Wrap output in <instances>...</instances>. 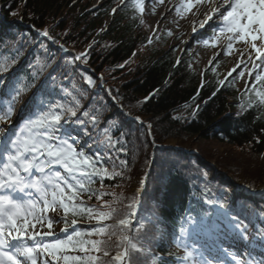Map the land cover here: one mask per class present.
Instances as JSON below:
<instances>
[{
  "label": "trees",
  "instance_id": "1",
  "mask_svg": "<svg viewBox=\"0 0 264 264\" xmlns=\"http://www.w3.org/2000/svg\"><path fill=\"white\" fill-rule=\"evenodd\" d=\"M142 6L143 0H0V68L15 70L7 76V93L13 88L27 89L16 101L34 91L33 112L37 103H43L47 112L51 102L62 106L64 122L68 110L75 111L73 121L83 120V130L74 122L66 128L85 138L80 148L90 163L97 152L106 157L95 164L103 180L99 176L83 178L92 192L79 190V175L72 183L75 187L64 190L66 202L67 197H74L70 206L83 201L93 215L111 213L101 225L109 226L106 234L88 236L89 226H76L75 231L82 232L85 240L109 241L108 256L95 250L90 254L110 264L118 253L125 252L127 245L120 238L128 235L137 245L136 250L127 248L130 264H180L186 250L175 239L182 226L188 228L182 218L210 214L215 219L217 209L205 201H222L229 214L245 220L247 228L258 213L249 198L228 199L229 185L213 175L204 161L214 159L219 169L233 174L241 165L252 188L264 180V104L256 95L264 92V83L255 81L240 90L229 76L221 88V78L212 65L204 73L201 88L196 59L181 56L178 64L176 52L165 47L167 33L150 31ZM45 29L51 41L37 31ZM59 44L86 55L79 63ZM140 48L143 51L135 55ZM17 77L21 79L16 81ZM214 91L217 94L212 96ZM152 93L155 95L145 101ZM117 104L140 121L118 110ZM147 127L156 143L172 138L179 144L196 142L204 161L181 149L154 146ZM27 131L31 139L32 133ZM206 142L228 145L229 159L224 161ZM239 156L244 157L242 162ZM80 171L92 169L85 166ZM141 178L146 184L140 193ZM73 219L89 217H74L69 212L68 222ZM121 219L129 224L121 226ZM66 254L83 255L78 249Z\"/></svg>",
  "mask_w": 264,
  "mask_h": 264
},
{
  "label": "snow or ice",
  "instance_id": "2",
  "mask_svg": "<svg viewBox=\"0 0 264 264\" xmlns=\"http://www.w3.org/2000/svg\"><path fill=\"white\" fill-rule=\"evenodd\" d=\"M192 3L193 0H187L185 7L190 8ZM115 11L116 9H113V12ZM13 15L16 13L14 12ZM217 15L221 17L222 24L216 21ZM206 27H212L214 30L219 28L221 32L227 31L232 34L228 37L227 49L232 48L233 39L250 43L257 60L264 63V0H224L223 5L213 0L210 12L201 23L200 29L193 27V38H196L197 35L203 36V29ZM40 34L52 39L46 29ZM169 35H171L170 32ZM255 41H259V45ZM208 42L207 39L203 40L205 45ZM61 50L66 51L63 48ZM85 55L86 53L76 55L74 60H80ZM179 62L178 59L177 63L179 64ZM15 63L16 61H13V64ZM241 63L246 62L242 61ZM239 66L238 64L237 68ZM29 67L32 66L29 65ZM6 70V68H0V73ZM231 75L230 72L229 76ZM240 75L243 76L244 73L241 71ZM33 78H35V73H33ZM20 79L21 77H17L16 81ZM227 79L228 77L219 81L221 88L226 86ZM256 80L264 83V78L260 75H256ZM4 83L5 80L0 77V85ZM203 87L202 82L201 88ZM25 91L27 89H11L8 93L11 96L10 104L18 100ZM217 91H214L212 96H215ZM153 95L155 93L146 97L145 101ZM197 95H199V90ZM256 95L260 98V103L264 104V92H257ZM44 108L43 103H37L32 115L22 120L23 127L13 128L10 124L7 129L0 127V156L7 154V163H4L3 168L0 169V264H37V257L44 254L51 256L52 260L43 261V264H58L61 260L63 264H105L100 256L90 253L95 250L97 253H102L103 256H108L109 252L105 249L108 247L109 241L104 239L85 240L82 238L84 234L80 231H74L72 235H68L67 215L69 212L74 217L87 214L90 220H96V224H89L91 230L87 232V235L91 236L94 233L97 235L106 234V229L109 226L101 225L109 219L111 213L97 212L93 215L91 208L83 206V201L71 203L70 206L69 202L73 201L74 197H67L68 202H66L64 189L61 185L70 188L75 187L70 180H76L78 174L80 177L77 180L79 190L92 192L90 188L85 187L83 178L88 177L91 180L93 176H99L103 180L104 176L101 175V169L96 168L95 164L103 162L106 157L103 153L97 152L90 163L89 156L77 145V140L80 137L66 128L67 124L74 122L83 130V120L77 118L73 121V117L76 116L75 111L69 109L67 118L61 122L64 111L62 106L49 102L47 112L43 110ZM58 108L61 109L59 113L56 112ZM198 109L199 106H197ZM11 114V107H9V110L0 116V123L9 122ZM87 115L85 113V116ZM193 115H196V111L193 112ZM239 115L240 113H237V116ZM23 128H28L31 131V140L23 138ZM87 134L85 131L84 135ZM86 147L90 149L92 145L89 144ZM79 156H83V159H78ZM261 156L264 157V153ZM56 165H60L68 173V176H63L60 171L53 172ZM85 166L92 171H80ZM45 169H47V173ZM33 170L45 175L46 185L41 186V183L33 178L31 175ZM116 175H120V173ZM53 176L55 180H53ZM139 183L143 186L146 181L141 178ZM30 189H35L40 194L39 198L43 200V209L37 210L36 202L32 199L33 192ZM49 189H51V200L47 198ZM137 191L140 192L141 190L137 189ZM96 198L99 199L100 197L97 196ZM89 199H91V195ZM205 203H210L217 209L215 219L210 214L182 218L188 224V228L182 226L175 239V242L182 244L186 250L180 264H227L224 256L228 253V249L221 247L227 239H240L242 242L256 243L264 247V238L259 235L261 229H257L258 235L250 239L245 220L240 219L238 214H229V210L225 208L222 201H205ZM49 209H52L50 216L48 215ZM60 209H63L64 215H60ZM45 220L48 231L43 233L29 231L30 228L35 229L37 224L43 226ZM60 220H63L66 226L65 229H61V233L66 237L63 239L54 235L51 230L53 223H58ZM119 224L127 226L129 220L121 219ZM71 225L76 226L77 220L73 219ZM202 232L215 237L212 243L200 242L198 237ZM193 236L197 238L192 239ZM42 237L51 238L50 242H43ZM120 239L126 243L128 249H137L136 243L130 236L124 235ZM25 240H31V245L27 244ZM85 245H89V247L86 248ZM76 249L83 255L66 254L67 251H75ZM242 255L247 256L248 260L241 259L240 264H264V258L256 261L252 259L251 253L247 250ZM122 259H126L130 264L127 252L118 253L114 261H121ZM232 259L235 260V256ZM114 261L110 264H114Z\"/></svg>",
  "mask_w": 264,
  "mask_h": 264
},
{
  "label": "rangeland",
  "instance_id": "3",
  "mask_svg": "<svg viewBox=\"0 0 264 264\" xmlns=\"http://www.w3.org/2000/svg\"><path fill=\"white\" fill-rule=\"evenodd\" d=\"M186 2L187 0H143L145 20L148 26L150 27V31H165L168 35L165 46L166 48H170L172 50L174 49L177 55L191 56L192 58L196 59L197 69L199 70L201 76H203L205 71L212 65L216 66V71L218 72L219 78L221 79H225L231 72L233 77V83L235 87L240 90L243 89L250 82L257 81L256 75L264 76V63H261L259 60H257L256 54L254 50L251 49L250 43H245L244 41H238L233 39L232 48L227 49L228 37L232 34L228 33L227 31L221 32L219 28H216L214 30L212 27H206L205 29H203V36L197 35L196 38H193V27L197 28L198 30L200 29V25L206 19L212 2L209 1L211 3L206 8V10H202V7L198 6L196 0H193L192 6L190 8H186ZM223 3L224 0H218V4L223 5ZM162 6H166V9H162ZM215 19L217 22H220L221 24L223 23L220 16L215 17ZM107 24L108 22H106V25ZM169 32L171 33V35H169ZM204 39H207L209 41L207 45L203 43ZM255 42L259 45V41ZM243 47L248 50L250 56L246 63H241L243 61V55L242 52L239 53ZM142 49L143 48H140L139 51L135 53V55H139L141 51H143ZM239 58H241V60ZM210 61H212V63H210ZM238 64L240 65L239 68H237ZM254 65H256V67H254ZM233 69H236V71H233ZM241 71L244 73L243 76L240 75ZM8 74L9 73L4 71L0 74V77L2 76V78L7 81ZM4 86L5 83L3 85H0V116L7 112L9 110V107H11L12 114L9 122L0 123V127H4L5 129H7L9 127V124L13 128L23 127L22 120L32 115V109L29 103V96L24 97L20 102L15 101V103L10 104L11 99L4 93ZM23 132L25 133V128H23ZM26 134L28 136V132ZM78 136L80 137V139L77 140V145H82L84 137H81L80 135ZM170 141L171 140L166 141L164 144H171L176 146L179 145L181 147H184L186 149L185 151L190 149L197 151V153H199L200 151V149L197 148L196 142L187 141L185 143L179 144L176 140H172V143ZM206 145H211L212 147H214L217 150L218 154L224 156L222 157L224 161L229 159V156L231 154L229 155V152L225 151L226 148H229L228 145H225L224 143L212 142H206ZM200 154L203 157L201 151ZM246 155L249 157L248 154ZM242 159H244V157L239 156L240 162H242ZM210 163L213 164L214 169H219L214 159L211 160ZM240 166L241 165L238 166L239 170L237 173H227L231 177V181H236V183H238L237 185L241 184L240 186H236V184L234 185L230 183L231 185L228 186L229 193H227L228 199H233L235 195H239L241 192L249 191V189L248 191H246L245 189H243V187H251L249 180L242 174L240 169L242 166ZM219 170L226 171L224 169ZM54 171H60L63 176H68V173L60 165L54 166L53 172ZM45 172L47 173V169H45ZM34 175L35 177H37L38 181H40L44 185L47 184V180L45 179L44 174L35 171ZM53 180H55L54 176ZM72 181L74 180H70V182ZM61 186L66 187V185L63 184ZM263 186L264 180L259 183L257 188ZM47 198L51 200V189H49ZM256 204L264 213V202L257 201ZM36 207L37 210L43 209V200H41L39 204H36ZM51 212L52 209H49V216L51 215ZM60 215H62L61 211ZM95 221L96 220L92 219L84 223H93ZM254 221V224H261L264 228V214L254 215ZM65 227V223L60 220L58 223H53L51 230L53 231L54 235L62 239L65 236L61 233V229H65ZM73 229L74 226L68 223L67 234L70 235ZM48 230L49 229L46 220L43 222V226L37 224L35 229H29L30 232L39 231L41 233ZM256 230V228H251L250 231H248V234L254 237V231ZM208 235L209 234L206 233L205 236H199L198 239L202 243L207 242L210 244L212 243L215 237L209 235V238ZM194 238L195 237L193 236L192 239ZM41 239H43V242L47 243L50 242L51 238L42 237ZM25 242L29 245H31L32 243L31 240H27ZM227 243L230 244H222L221 247L228 249V253L226 255L230 256V259H228L226 255L224 256V259L227 261L228 264H240L241 259L248 260L247 256L242 255L245 250L251 253L252 259L256 261H259L261 258H264V247H261L256 243H246L242 242L240 239H229ZM233 256H235V260L232 259ZM47 260H52V257L47 254H44L42 256L37 257V264H43V261ZM58 264H63L62 260L59 261Z\"/></svg>",
  "mask_w": 264,
  "mask_h": 264
},
{
  "label": "bare ground",
  "instance_id": "4",
  "mask_svg": "<svg viewBox=\"0 0 264 264\" xmlns=\"http://www.w3.org/2000/svg\"><path fill=\"white\" fill-rule=\"evenodd\" d=\"M209 1H211V2H213V0H199V2H198V0H196V3L198 4V6H201L202 7V10H206V8L209 6V4L211 3V2H209ZM214 2H216V3H218V0H214ZM211 8V7H210ZM210 8H209V12H210ZM162 9H166V6H162ZM208 12V13H209ZM202 13V12H201ZM218 16V15H217ZM216 16V17H217ZM242 52V55H243V61L244 62H246L247 60H248V58L250 57L249 56V52H248V50H246L245 49V47H243L242 49H241V51L239 52V53H241ZM242 58V57H241ZM241 58H239L240 60H241ZM236 61H237V59H236ZM172 141V140H171ZM3 161L4 162V160H5V157H4V155H2V156H0V161ZM5 163H7V162H5ZM34 171V170H33ZM33 174V172L31 173V175ZM34 178V177H33ZM35 179V178H34ZM42 186V185H41ZM262 188H264V186L262 187ZM245 189V188H244ZM30 191H32L33 192V197H32V199L34 200V201H36V200H38V199H40L39 197H40V194L39 193H37L36 191H35V189H30ZM25 241H27V240H25Z\"/></svg>",
  "mask_w": 264,
  "mask_h": 264
},
{
  "label": "water",
  "instance_id": "5",
  "mask_svg": "<svg viewBox=\"0 0 264 264\" xmlns=\"http://www.w3.org/2000/svg\"><path fill=\"white\" fill-rule=\"evenodd\" d=\"M68 51H70V52H72L73 53V51L72 50H68ZM126 112V111H125ZM133 118H135L136 119V117H134V116H132ZM147 129H148V131H149V133H150V137H151V140H152V142H153V144L155 145V146H157L158 144L157 143H155V141H154V137H153V135L151 134V129L149 128V127H147ZM170 140H175V139H170ZM171 142V141H170ZM172 143V142H171ZM164 147H173V148H177V146H174V145H171V144H169V145H165V144H162ZM192 153H195V154H198L196 151H194V150H192L191 151ZM199 155V154H198ZM201 158V160L203 159L202 157H200ZM216 173H218V174H221L225 179H227L228 181H230L232 184H236V186H240L241 184H239V185H237L238 183H236L235 181H231V177L227 174V172L226 171H223V170H216ZM264 190V188H262V187H258L256 190H250L249 189V191H250V195L251 196H253V197H255L256 199L257 198H259V194L262 192Z\"/></svg>",
  "mask_w": 264,
  "mask_h": 264
}]
</instances>
